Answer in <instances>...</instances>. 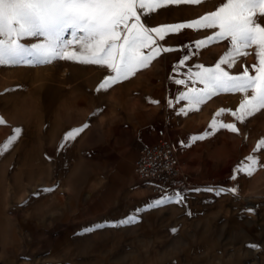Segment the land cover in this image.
<instances>
[{
	"label": "rangeland",
	"instance_id": "rangeland-1",
	"mask_svg": "<svg viewBox=\"0 0 264 264\" xmlns=\"http://www.w3.org/2000/svg\"><path fill=\"white\" fill-rule=\"evenodd\" d=\"M225 2L168 5L152 13L146 26L189 22ZM184 31L161 43L181 47L213 32ZM43 39L24 36L18 43L27 48ZM70 39L68 29L55 43L63 47ZM228 47L220 41L196 51L181 72L188 66L196 71V64L214 67ZM67 51L79 53V45ZM246 51L231 69L222 67L233 75L251 69L255 48ZM180 58L181 52L162 53L147 68L101 91L111 74L106 66L66 59L0 65V264H264V166L251 177L229 179L264 139V109L236 122L230 111L243 94L220 93L177 115L166 102L173 100L177 110L187 107L174 101L185 86L170 79ZM151 109L157 111L150 114ZM220 109L226 111L218 119L236 123L239 132L219 130L193 143L190 137L208 129ZM85 123L88 127L58 151L66 133ZM16 128L20 136L3 150ZM158 128L165 131L189 188L235 184L238 192L193 193L190 214L172 204L142 213L138 224L113 228L158 197L132 173L139 137L151 143ZM256 156L264 163V153Z\"/></svg>",
	"mask_w": 264,
	"mask_h": 264
},
{
	"label": "snow or ice",
	"instance_id": "snow-or-ice-1",
	"mask_svg": "<svg viewBox=\"0 0 264 264\" xmlns=\"http://www.w3.org/2000/svg\"><path fill=\"white\" fill-rule=\"evenodd\" d=\"M200 3L201 0H0V65L34 62L47 64L52 60L66 59L83 65L106 66L111 74L99 85L97 91H101L147 68L162 53L181 52V58L172 68L175 75L170 76V79L175 85L185 86L186 90L180 91L174 101L176 104L184 101L187 107L177 110L173 106V100H168L166 107L177 115H187L189 111L198 109V106L220 93H240L243 98L239 106L230 111V115L236 122L243 123L247 117L264 109V0H227L215 11L189 22L159 27L146 26L151 14L165 6ZM142 16L144 23L141 22ZM68 29L72 30V39L61 47L55 41ZM184 30L213 32L193 44L181 47L164 46L161 43L166 42V38L170 36L186 34ZM24 36L44 39L43 42L25 48L18 43ZM220 41H226L229 47L214 67L196 64V71L188 66L187 72H181L196 51ZM73 44L79 45V53L67 51ZM252 47L255 48L257 62L251 69L245 67L241 74L233 75L222 67L231 69L237 58L247 55L246 50ZM189 48L192 49L191 52L187 51ZM250 71L254 74H250ZM197 84L202 87H197ZM150 102L159 103L155 100ZM225 111L220 109L216 112L208 129L202 134L191 136L190 140L193 143L203 141L219 130L238 133L236 123H225L218 119ZM0 124H4L3 119H0ZM87 127L88 124L85 123L82 127L67 132L58 151L66 148L67 143L74 141ZM20 134V128L14 129V134L8 138L3 150ZM257 153H264V139L256 144L252 155L245 157L233 169L229 179L235 182L241 174L251 177L258 166H264L257 159ZM159 187L162 194L149 201L145 208L136 209L135 214L110 226L118 228L138 224L142 213L172 204L185 207L186 214H190L187 204L193 193L208 192L220 196L227 192L236 196L238 192L235 184L227 188L212 185L169 190ZM247 211L253 212L255 209ZM103 226L96 225V228ZM171 231L176 232L177 229Z\"/></svg>",
	"mask_w": 264,
	"mask_h": 264
},
{
	"label": "built area",
	"instance_id": "built-area-1",
	"mask_svg": "<svg viewBox=\"0 0 264 264\" xmlns=\"http://www.w3.org/2000/svg\"><path fill=\"white\" fill-rule=\"evenodd\" d=\"M156 140L142 144L132 164L133 175L143 181L150 194L160 196V187L169 190L189 188V180L179 168L178 159L163 129L155 131Z\"/></svg>",
	"mask_w": 264,
	"mask_h": 264
},
{
	"label": "crops",
	"instance_id": "crops-1",
	"mask_svg": "<svg viewBox=\"0 0 264 264\" xmlns=\"http://www.w3.org/2000/svg\"><path fill=\"white\" fill-rule=\"evenodd\" d=\"M143 143H144V139L139 137V139H138V144H139V145H140V144L142 145Z\"/></svg>",
	"mask_w": 264,
	"mask_h": 264
},
{
	"label": "bare ground",
	"instance_id": "bare-ground-1",
	"mask_svg": "<svg viewBox=\"0 0 264 264\" xmlns=\"http://www.w3.org/2000/svg\"><path fill=\"white\" fill-rule=\"evenodd\" d=\"M156 111H157V110H152V109H151V110H150V114H151V113H154V112H156ZM155 115H156V114H155ZM173 123L176 124L174 120H173Z\"/></svg>",
	"mask_w": 264,
	"mask_h": 264
}]
</instances>
